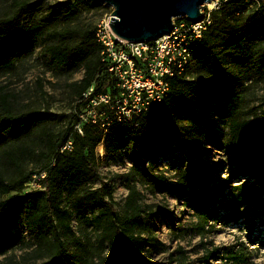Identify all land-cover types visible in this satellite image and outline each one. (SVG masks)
<instances>
[{
    "label": "trees",
    "instance_id": "obj_1",
    "mask_svg": "<svg viewBox=\"0 0 264 264\" xmlns=\"http://www.w3.org/2000/svg\"><path fill=\"white\" fill-rule=\"evenodd\" d=\"M245 1L248 0H222L210 11V25L195 43L184 72L169 78V91L160 103L141 118L128 122L80 123L79 114L89 99L97 94L114 95L116 80L102 61L95 28L45 30L48 25L75 18L76 9L70 12L55 9L40 18L26 20L0 19V74L14 72L19 56L36 41L43 44L45 54L59 69L76 66L83 69L82 78L71 84L78 110L70 127L57 134H44L45 148L37 154L25 143L33 137L37 118L13 114L7 97L0 96L1 156L17 172L13 181H5L0 174V194L6 196L0 200V255L14 243L10 230L18 212L36 253L48 259L44 264H78L74 254L69 253L70 247L74 253L90 258L92 264H145L146 253L163 251L164 246L155 235L157 212L142 202L136 183L129 178L133 175L145 182L152 193L184 199L189 204L196 218L191 231L200 238L204 264L219 257V253L221 260L229 264L245 261L233 248L221 249L208 241L217 222L225 225L244 219L254 225L258 219L264 224V139L254 138L245 130L248 123L236 94L241 71L227 73L220 64L221 55L227 54L240 70L246 65L264 66V47L253 46L255 40L264 37V0H255L256 8L247 14ZM87 2L96 5L91 0ZM220 39L226 41L224 49L208 53V67L218 97L215 103L218 119L207 120L205 112L212 99L203 82L198 78L187 79V74L193 68L192 59L195 71L204 63L206 49ZM91 88L92 94L84 99L83 95ZM216 123H222L228 130L221 146L232 156L235 170L217 180L215 169L190 162L186 169H177L174 178L156 173L162 156L182 151L193 161ZM78 125L82 134L76 129ZM68 143L70 149L61 152ZM100 144L107 159L123 164L127 156L131 163L124 183L128 194L121 212L114 210L113 188L98 175L96 148ZM26 161L43 164L27 172L22 165ZM42 172L45 177L39 182L40 188L23 197L25 205L20 208L19 191L27 187L33 175ZM243 179L252 184H244ZM96 180H100V185L92 188ZM65 200L67 209L62 207ZM86 208L97 210L84 219L96 236L89 247L72 229L73 216L82 214ZM175 253L174 264H190L181 247ZM96 257L98 263L93 262Z\"/></svg>",
    "mask_w": 264,
    "mask_h": 264
},
{
    "label": "rangeland",
    "instance_id": "obj_2",
    "mask_svg": "<svg viewBox=\"0 0 264 264\" xmlns=\"http://www.w3.org/2000/svg\"><path fill=\"white\" fill-rule=\"evenodd\" d=\"M222 0H212L202 6L201 12L206 13L214 10ZM93 5L87 0H0V19L6 17H21L26 20L30 17L40 18L52 10L60 9L64 12L77 10L75 18L63 23L48 25L45 30L83 29L95 28L96 25L109 13V8L95 3ZM256 8L255 0L245 1V14ZM184 19H178L182 22ZM175 23V21H174ZM225 39H220L211 44L204 55V63L193 68L187 74V79L198 78L203 82L205 92L212 99L205 112V119L216 120L218 114L215 111L217 94L208 67V53L221 52L225 47ZM253 46L264 47V37L253 42ZM224 54L220 57V64L227 73H238L241 71L239 86L236 89L239 109L248 125L245 130L254 138L264 139V66H244L238 68L234 62ZM16 70L12 73L0 74V96H6L11 112L16 115H35L38 125L32 132L33 137L25 143L35 154L42 151L44 134H57L69 128L72 117L76 114V98L71 84L79 81L83 75V69L79 66L67 69H59L53 64L48 55L44 52V46L40 41L31 43L19 59L15 62ZM202 67V68H201ZM228 134L226 126L216 123L209 129L207 141L202 151L192 160H189L187 152H175L168 157H160L159 165L155 170L167 178H174L177 169H186L190 162H197L215 169L214 177L217 180L224 179L232 170H235V163L232 156L221 146ZM0 149V174L5 181L17 179V172L1 156ZM104 152V150H103ZM99 158L98 175L101 180L107 182L113 188L114 210L121 212L125 197L128 194L124 186L126 178L129 177L131 163L128 157H124V163H114L103 156L100 157L99 147L96 148ZM41 163L26 161L22 165L27 172L37 170ZM132 182L140 192L142 202L150 205L157 212L155 233L157 239L163 244L164 250L144 255L145 264H174L173 259L177 256L176 249L181 247L185 251L190 264H204V254L200 244V238L192 233L196 218L189 204L184 199L173 196H163L156 192L152 193L145 182L131 175ZM244 184H252L250 180L243 179ZM235 184V183H234ZM100 180L94 181L92 188H97ZM35 187H24L19 191L20 208H23L26 197ZM14 194V193H13ZM11 194V195H13ZM6 196L0 194V200ZM62 207L67 209L68 202L65 200ZM95 208H86L82 214L74 215L72 229L75 234L84 242L94 244L95 232L84 221L96 214ZM251 217V216H250ZM14 225L10 234L14 243L9 245L6 251L0 255V264H44L48 259L40 257L35 251V246L30 234L25 229L22 215L14 214ZM208 241H211L218 248H233L244 257L242 264H264V224L258 219L251 221L244 219L238 222H230L225 225L215 223V231ZM72 247L69 253L74 254L78 264H92L90 258L80 253H74ZM172 255V257H171ZM219 257L212 259L209 264H229ZM76 262V263H77ZM93 262L98 263L96 257Z\"/></svg>",
    "mask_w": 264,
    "mask_h": 264
},
{
    "label": "built area",
    "instance_id": "obj_3",
    "mask_svg": "<svg viewBox=\"0 0 264 264\" xmlns=\"http://www.w3.org/2000/svg\"><path fill=\"white\" fill-rule=\"evenodd\" d=\"M112 9L100 20L94 30L96 42L101 46L102 61L116 80L115 94L92 96L79 114L80 123L98 121L128 122L141 118L169 91V78L181 74L189 65L195 43L210 25V12L203 13L198 23L186 20L174 23L170 33L151 42L132 43L117 38L108 26ZM92 94V88L84 99ZM110 118V119H109ZM82 134L81 126L76 127ZM100 157L103 145L100 144ZM70 149V143L61 152ZM45 177L42 172L33 175L27 187L40 188Z\"/></svg>",
    "mask_w": 264,
    "mask_h": 264
},
{
    "label": "water",
    "instance_id": "obj_4",
    "mask_svg": "<svg viewBox=\"0 0 264 264\" xmlns=\"http://www.w3.org/2000/svg\"><path fill=\"white\" fill-rule=\"evenodd\" d=\"M112 9L109 27L127 42H151L168 34L174 21L198 23L201 8L212 0H91Z\"/></svg>",
    "mask_w": 264,
    "mask_h": 264
},
{
    "label": "bare ground",
    "instance_id": "obj_5",
    "mask_svg": "<svg viewBox=\"0 0 264 264\" xmlns=\"http://www.w3.org/2000/svg\"><path fill=\"white\" fill-rule=\"evenodd\" d=\"M99 149H100V147H99Z\"/></svg>",
    "mask_w": 264,
    "mask_h": 264
}]
</instances>
